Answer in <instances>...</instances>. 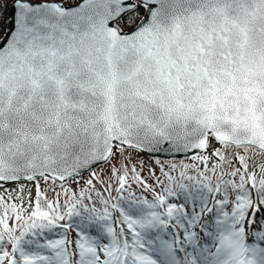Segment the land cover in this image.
Here are the masks:
<instances>
[{"label":"snow or ice","instance_id":"obj_1","mask_svg":"<svg viewBox=\"0 0 264 264\" xmlns=\"http://www.w3.org/2000/svg\"><path fill=\"white\" fill-rule=\"evenodd\" d=\"M8 23L0 264H264V0H13Z\"/></svg>","mask_w":264,"mask_h":264},{"label":"trees","instance_id":"obj_2","mask_svg":"<svg viewBox=\"0 0 264 264\" xmlns=\"http://www.w3.org/2000/svg\"><path fill=\"white\" fill-rule=\"evenodd\" d=\"M12 1L13 0H4L3 7L0 8V35H3L9 26L8 9ZM149 166H151V161H149ZM146 167H148V165H146ZM84 178L87 179V173L84 174Z\"/></svg>","mask_w":264,"mask_h":264},{"label":"rangeland","instance_id":"obj_3","mask_svg":"<svg viewBox=\"0 0 264 264\" xmlns=\"http://www.w3.org/2000/svg\"><path fill=\"white\" fill-rule=\"evenodd\" d=\"M140 158L144 160L145 162V165H148L149 166V158L148 156L144 155V154H140Z\"/></svg>","mask_w":264,"mask_h":264},{"label":"water","instance_id":"obj_4","mask_svg":"<svg viewBox=\"0 0 264 264\" xmlns=\"http://www.w3.org/2000/svg\"><path fill=\"white\" fill-rule=\"evenodd\" d=\"M13 2V1H12ZM12 2H11V4H10V6H9V9H8V17H9V15H10V11H11V7H12ZM10 27V25L8 26V28ZM7 28V29H8Z\"/></svg>","mask_w":264,"mask_h":264}]
</instances>
